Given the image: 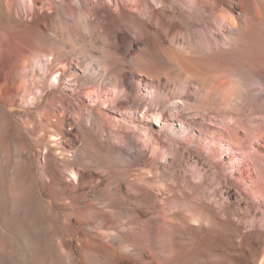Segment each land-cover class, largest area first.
<instances>
[{"label":"bare ground","instance_id":"obj_1","mask_svg":"<svg viewBox=\"0 0 264 264\" xmlns=\"http://www.w3.org/2000/svg\"><path fill=\"white\" fill-rule=\"evenodd\" d=\"M129 1L0 0L1 101L10 105L19 100L23 104L31 103L32 107H37L46 88L61 87L63 90L55 92L50 98H47L44 109L33 116L35 122L32 121L30 115L24 124L11 121L7 136L4 137L0 133V155L3 145H7L11 162L5 174L0 167V233L2 234L0 237V264H39V259L42 264H53L55 256L59 259L55 264L193 263L196 254L195 251L192 252L191 246L194 247L192 242L184 248L183 253H177L175 246L185 243L189 238L183 236L181 244V240L178 241L179 243L175 242L176 244L171 242L174 239L177 241L176 238H172L173 226L170 227L171 224L162 222V212L165 213L182 200L170 197L162 201L161 196L153 195L152 188L149 187V183L153 182L147 180V177H150L149 170L142 169L139 172V177L135 179L132 177L131 167L119 165L125 159L131 162V156L127 155L128 153L123 148L115 147L112 141L104 142L106 126L102 120L103 117H100L101 113L95 110L86 111L84 105L73 98V95L83 94L80 89L84 88L83 85L87 81H96L98 76L93 67V61H87L84 67L81 66L86 82L78 83L76 70L67 73L63 69L57 68L58 64L66 63V58H64L66 54L50 52L40 42V39L43 38L57 40L59 32L67 34V36L85 34L98 39L101 29L104 28L112 53H114L113 60L107 61L109 70L113 73L109 79L105 77L100 86L110 85L119 93L124 90V72H122L123 67L121 66L123 59L136 53L135 49L142 38L153 35L159 29H163L173 40L174 38L176 40L178 35V28H173L170 22L174 14L168 10V5L162 3V0L157 3H154L157 0H131L135 3V7H130ZM232 4L241 6L247 15V23L244 26L245 36L241 35L238 30L236 33L237 35L240 33V36L231 39L223 26L229 21L235 22L237 18L232 13L228 14V11V13H219L217 18L214 16L217 27L211 25L208 26L209 31L202 30L209 50L206 49L207 52L205 50L201 57L206 63L216 64L215 71L218 72L216 79L206 90L210 100L214 99L218 103H214L209 108L217 112L222 110L226 114L228 110H231L230 102L234 99L241 103L240 106L243 104L242 108L239 107L238 102V106L233 105L234 112L238 117L244 118L245 115H248L249 112H246L251 109L250 106H256L255 104L262 100V96L259 94L264 91V35L260 34L256 27L258 22L264 20V0H232ZM199 9L201 10V8ZM53 23L56 26L55 30L52 29ZM120 30H123L124 37V45L121 48L116 41V35L120 33ZM217 33H219L218 37L212 43L210 37ZM18 39L27 40L34 45L38 51L34 58L35 63L30 58L31 56L20 52L21 48L18 50L15 45ZM147 40L149 39L147 38ZM169 51L174 57L179 56V54L175 56L177 51L174 52L171 47ZM213 54L218 56L217 60L212 56ZM182 60L174 62V64L185 71L189 77L202 78L197 73L199 70L196 71L197 67L196 69L193 68L194 66L191 67L192 63L186 57ZM72 64L71 62L73 69L79 67ZM184 66H188L189 69L183 68ZM147 75L139 71L135 78L136 86L133 89L138 91L143 88L151 94L152 98H156L159 96L158 86ZM27 77H31V79L29 78L26 83L24 80ZM63 79H66L65 82H62ZM202 88L204 89V87ZM250 93L253 94L252 97ZM256 93L257 95H255ZM58 100L59 104H57ZM3 108L5 107L3 106ZM122 108L123 106L118 110L121 111ZM258 109L261 110V105ZM7 110L11 112L10 109ZM152 113L155 120L161 122V130L173 126L167 112L162 110ZM69 116L74 117L86 141L91 140L92 143L109 146V151L113 152V158L120 159L119 164H114L113 160L104 156L95 157L98 162L96 168H92L88 161L77 162L78 148L74 141L79 139L80 133L70 132L72 128H68V126L72 123L68 121ZM132 122L137 130L144 133L155 145L159 144L160 135L152 132L146 125ZM42 141L46 143V151L40 156L44 159L50 157H48L49 161L46 160L48 162L44 166L43 172L38 175L33 167L34 157L32 158V155ZM63 143H67V147L69 145L70 149H64ZM53 151L57 153L54 155V159L51 157ZM155 154L158 153L155 152ZM254 156L255 160L260 157L257 154ZM76 163L79 164V167L75 166ZM90 170L95 172L85 177L84 171ZM94 173H97L98 176ZM87 188L89 189L87 190ZM95 190L99 191V196L91 197V192ZM21 202H23L22 206ZM181 207L178 209L180 214L182 213ZM58 208L63 209L60 216L56 212ZM152 209L155 210L156 216L147 217L146 215ZM262 218L264 220V212ZM227 221L219 217L213 218L217 229L211 237V242H214L212 244H215L212 248L214 247V252L217 250L215 254L219 256L218 260L222 257L221 261L226 260V255H229L226 254L228 253L226 247L232 244L226 246V243H229L234 237L229 239L230 236L228 235V237L226 234ZM187 225H189L188 222ZM239 228L236 230L240 231ZM262 228V231H259L260 236L255 234L260 237L258 240L260 244H250V248H246L250 251V259L253 260V263L250 262L251 264H264V229ZM38 229L41 231L40 248L36 246ZM5 234L6 241L3 240ZM251 236L248 237L252 238ZM69 237L72 239L76 237L78 255L74 250L73 240ZM242 239L241 241H243ZM255 239L253 240L256 241ZM246 240L248 239L246 238ZM253 240L252 242H254ZM234 241L236 242V239ZM234 241L233 244H236ZM243 242L241 244L247 241ZM238 249L236 248V250ZM203 250L198 251L203 253ZM209 252L211 251L209 250ZM209 252L207 251L206 254ZM242 254H244L243 250ZM209 256L212 257V254ZM200 257L202 256L200 255ZM200 257L198 259H201Z\"/></svg>","mask_w":264,"mask_h":264},{"label":"rangeland","instance_id":"obj_2","mask_svg":"<svg viewBox=\"0 0 264 264\" xmlns=\"http://www.w3.org/2000/svg\"><path fill=\"white\" fill-rule=\"evenodd\" d=\"M158 1L160 0L154 3ZM162 3L167 4L168 10L174 14L175 18L172 17L170 22L173 28H178L177 39L175 40L174 38L175 41L170 39V36L163 29H159L156 32L157 34L148 35L147 38L149 40L146 37L142 38L135 49L136 53L123 59L121 66L123 67L122 72H124V90L119 93L110 85L100 86L102 80L105 77L109 79L113 73V71L109 70L107 61L113 60L114 53H112V48L108 41L109 38L104 28L101 29L98 39L85 34H70L67 36V34H61V32H59L57 40L50 38L40 39L42 46L50 50V52L66 54L64 56L66 63L64 65L58 64L57 68H61L67 73L76 70L78 83L86 82V78L83 76V67L87 61H93V67L98 76L96 81H87L83 85L84 88L80 89L83 94L80 96L72 94L73 98L74 100L76 99L75 101L82 103L86 111L95 110L101 113L100 117H103L102 120L106 126L104 142L112 141L115 147L123 148L128 153L127 155L131 156V162L127 159H122L123 162H120V159L113 158V152L109 151V146L106 144L92 143L91 140L86 141L74 117L69 116L68 121L72 123V125L68 126V128H72L70 132L80 133L79 139L74 141L78 148L77 162L88 161L92 168H96L98 162L95 157L104 156L113 160L112 162L114 164L117 163L116 165L120 162L119 165L121 166L128 165L131 167L132 177L135 179L139 177V172L142 169L149 170L150 177L148 176L147 180L153 181L149 183L153 195L161 196L162 201L170 197L182 200L176 204L179 207L175 205L176 208L174 206L170 209L171 211L162 212V222L165 221L167 224H171L170 227L173 226L172 238H176L177 241L174 239L171 242L175 243L181 240V244L182 239L185 237L189 238L185 243L183 242L179 245L178 242V245H175L177 253H183L185 251L184 248L188 247L192 242L194 246H191L192 252L195 251L197 255V257L196 255L194 256L192 264H197L200 260L201 263L199 262V264H213L214 262L215 264H251L253 260L250 259V251L246 248H250L252 244H260L258 240H260L261 228L263 227L262 229H264V220L262 218V213L264 212V91L259 94V96H262L261 104L258 102V104H255L256 106H250L256 112L250 109L246 112L249 113L244 118L238 117L234 112L233 105L239 103L234 99L230 102L231 110L227 111V115L222 110L219 112L213 111L209 106H213L218 101L210 100L206 90L216 79L218 72L215 71L216 64L206 63L201 57L206 49L209 50L202 30L209 31L208 26L211 25L212 27H217V22L215 23L214 21L217 18V14L229 12L228 14L232 13L236 16L238 25L235 23L236 21L233 24L232 21L228 20L229 22L223 26L226 34L231 39L240 36V33L238 35L236 33L238 30L241 35L245 36L244 26L247 23V15L241 6H234L232 0H162ZM134 5L135 3L130 0L129 6L135 7ZM213 6L214 8L211 9ZM223 7L228 9L226 10ZM224 10L226 11L224 12ZM256 27L259 29V33L264 35V20L258 22ZM52 29H56L55 23L52 24ZM122 31L120 30V33L116 35L117 45L120 48L124 45ZM218 34H216L217 36L210 35L212 43L218 37ZM15 45H17L18 50L19 48L22 49L21 53L31 56L30 58H32L34 63L36 62L34 58L37 56L38 51L31 42L18 39ZM170 47L174 52L177 51L175 56L179 54V56H176L177 58L170 53ZM180 56H183L182 58L186 57L192 63H189L191 67L194 66L193 68L195 69L197 67L196 71L199 70L197 73L202 78L189 77L185 71L179 69L174 62L183 61ZM212 56L217 60V55L213 54ZM71 62L73 63L72 65L75 67L78 65L80 68L76 67L73 69ZM183 68L189 69L188 66ZM139 71L148 74L147 76L158 86L159 96L152 98L151 94L143 88L138 91L133 89L136 86L135 78ZM29 78L31 79V77H27L24 82L27 83ZM65 80L63 79L62 82H65ZM35 86L37 87V84ZM58 91L63 90L61 87L55 89L46 88L43 97L39 99L40 103L37 107H32L31 103L28 105L23 104L19 100L7 105L0 99V105L2 106H0V133L2 136L5 137L9 134L11 121L24 124L26 118L31 115L32 117L30 118L35 122L33 116L43 110L47 98H50L53 93ZM68 93L71 95L70 92ZM252 95L250 93L251 97ZM252 102L254 103V100ZM57 104H59V100ZM240 104L238 105L242 108L243 104L242 106ZM259 104L261 105V110L258 109L260 107ZM122 106V110L119 111L118 108ZM7 109H10L11 112ZM162 110L169 114L170 122L173 123L172 127L168 126L164 130H161V122H157L152 113L153 111ZM132 121L146 125L152 132L160 135L159 144L155 145L144 133L138 131ZM31 145L33 147L32 143ZM63 146L64 149H70L69 145L67 147V143H63ZM45 151L46 143L42 141L34 150V155H32V158L34 157L33 167L38 175L43 172L44 166L49 161L48 157L50 156H48V153L47 159L40 156ZM155 152L158 154L156 155ZM254 153L258 157L260 156L257 160L254 158ZM9 154L10 151H8L7 145L4 144L0 155V167L4 174L9 165H11ZM51 155L54 159V155H57V153L53 151ZM75 166L79 167V164L76 163ZM93 172L95 171H84L83 175L88 177ZM94 175L98 176L97 173H94ZM90 196H99V191L91 192ZM22 204L23 202L20 203L21 206ZM180 207L182 209L181 214L180 210H178ZM56 212L60 216L63 209L58 208ZM183 213L185 214L182 215ZM146 216H156L155 210L152 209ZM214 217H219L225 221L228 220L229 226L227 225L228 229H225L226 234L230 236L229 239L234 236L231 241L229 240L230 242L227 241L229 243H226V246L232 245L226 247L229 250H227L228 253L226 254L229 255H226V260L223 259L222 261V257L218 260L219 256L215 254L217 250L215 249L216 251L214 252V247L212 248L215 244H212L214 242H211V237L217 229L213 222ZM187 222L189 225H187ZM200 228L203 229L201 230ZM211 228L214 230H210ZM238 228L240 229V231L238 230L239 233L236 230ZM186 230L189 235H192L189 236ZM40 232V229H38V241L36 242L38 248L41 245ZM250 235H252L253 239H259L254 241L249 238ZM1 236L2 234L0 233ZM77 236L79 237V234ZM69 238L72 239L71 237ZM244 238L245 240L246 238L250 240H246V242ZM75 239L76 237L72 239L73 247L78 255L79 251ZM235 239L236 242L234 241ZM241 239L246 243L241 241ZM3 240H7L6 234L3 236ZM252 240L256 243L252 242ZM233 241L236 244H233ZM242 242L244 244H241ZM241 245L244 246L241 247ZM207 247L208 249L210 248L211 252H209ZM204 248L206 249L205 252ZM231 248L234 250H231ZM236 248L239 249L236 250ZM198 250H203V253ZM242 250L244 254H242ZM207 251L209 253L206 254ZM237 251L239 254H237ZM211 254L212 257L209 256ZM198 256L201 259H198ZM58 261L59 259L55 256L53 264ZM39 264H42L40 259Z\"/></svg>","mask_w":264,"mask_h":264}]
</instances>
